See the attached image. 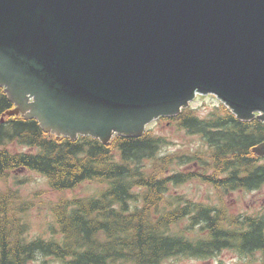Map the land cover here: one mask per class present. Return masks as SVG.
I'll return each mask as SVG.
<instances>
[{
	"label": "water",
	"instance_id": "95a60500",
	"mask_svg": "<svg viewBox=\"0 0 264 264\" xmlns=\"http://www.w3.org/2000/svg\"><path fill=\"white\" fill-rule=\"evenodd\" d=\"M0 88L8 115L105 145L197 95L264 122V0H0Z\"/></svg>",
	"mask_w": 264,
	"mask_h": 264
},
{
	"label": "trees",
	"instance_id": "16d2710c",
	"mask_svg": "<svg viewBox=\"0 0 264 264\" xmlns=\"http://www.w3.org/2000/svg\"><path fill=\"white\" fill-rule=\"evenodd\" d=\"M14 109L0 88V182L15 179L20 186L26 182L18 181L20 174L34 172L56 193L85 183L99 189L59 198L52 213L60 237L30 241L34 202L18 188L0 187V264H22L21 248L29 254L38 247L72 249L75 264H164L225 251L243 260L260 253L264 264V206L249 214L226 204L232 193L264 189V157L253 151L264 142V122L242 121L221 103L205 117L186 109L158 121L200 144L163 154L173 142L151 130L116 136L108 145L90 136L72 140L45 132L36 119L9 116ZM18 146L29 150H14ZM193 181L208 185L218 201L178 192Z\"/></svg>",
	"mask_w": 264,
	"mask_h": 264
},
{
	"label": "rangeland",
	"instance_id": "374dc122",
	"mask_svg": "<svg viewBox=\"0 0 264 264\" xmlns=\"http://www.w3.org/2000/svg\"><path fill=\"white\" fill-rule=\"evenodd\" d=\"M219 104V100L210 96L197 95L196 98L190 103L187 109H194L199 117H205L214 106ZM258 116V115H257ZM151 130L157 136L167 137L172 146L165 148L163 154L172 153L179 149L194 148L200 144L199 139L195 137L190 140L184 131H178L176 128L169 126L166 122L158 120L152 122L147 126L146 131ZM192 145V146H191ZM16 151H28L24 147L14 148ZM25 180L23 185L18 186L17 180L11 179L6 183L0 182V187L10 186L18 188L22 194L34 202V207L30 210L28 216L29 232L27 239L32 241L42 238L48 240L53 235H58V225L53 217L52 207L61 197L73 199L75 197H87L97 193L99 186L96 184L85 183L80 189L69 191L66 193L53 192L45 177L34 172L21 173L18 181ZM179 193L188 195L191 199L201 202H216L218 201V194L211 189L208 185L193 181L187 183L185 186L178 190ZM217 204V203H212ZM227 205H237V212L247 211L249 214L256 213L257 210L264 206V189L260 192L252 193H232L226 197ZM164 264H261L260 253L256 254L254 258L241 259L236 253L225 251L216 257L207 259L197 258H174L170 259Z\"/></svg>",
	"mask_w": 264,
	"mask_h": 264
},
{
	"label": "flooded vegetation",
	"instance_id": "af4514ba",
	"mask_svg": "<svg viewBox=\"0 0 264 264\" xmlns=\"http://www.w3.org/2000/svg\"><path fill=\"white\" fill-rule=\"evenodd\" d=\"M27 252L29 250L21 248V255L23 256L20 257V260L23 262L22 264H75V259L71 255L74 252L72 249L38 247L32 249L29 254ZM11 254H14L13 250ZM26 254L28 257L25 256ZM12 258L16 260L15 257Z\"/></svg>",
	"mask_w": 264,
	"mask_h": 264
}]
</instances>
